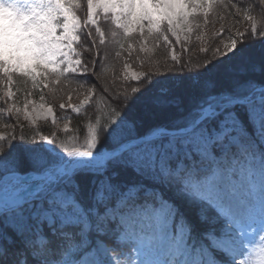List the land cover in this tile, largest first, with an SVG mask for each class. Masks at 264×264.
Returning <instances> with one entry per match:
<instances>
[{"label":"rangeland","instance_id":"obj_1","mask_svg":"<svg viewBox=\"0 0 264 264\" xmlns=\"http://www.w3.org/2000/svg\"><path fill=\"white\" fill-rule=\"evenodd\" d=\"M224 4L225 1L212 3V0H88L87 21L96 25L98 19L102 17L105 25L112 29L111 31L120 34L125 32L134 36L132 40H129L128 45L118 44V48H115L113 53L119 62L116 59L117 66L113 69V73L119 72L120 77L121 74L124 75L125 78L129 79V82H138L145 78L148 81L151 80L153 85L151 86L153 88L150 91L151 94L159 91L164 93L168 89V96L177 91L176 87L180 86L178 82L182 81L183 86L187 89H192L194 86L195 91L189 90L191 92L189 94L193 95L190 97L192 100H196L198 99L197 96H201L209 90H211L210 93H213L211 96H215L222 91L236 89L240 84L264 81V2L244 0V5L232 8L226 7ZM7 10L15 11L16 16L12 24L6 22L4 14ZM212 18L214 24L210 34L218 37L216 39L218 41L214 42L208 38L205 31L206 23L209 24ZM3 22H6L9 28L15 29L12 34L20 38L14 47L9 48L1 41L3 31L0 33V60L4 62V69L7 73L11 74L9 71H26L34 76V80L42 83L43 87L48 86V92L53 93L59 89H67V83L50 72L61 69L76 71L79 67V59L73 50V44L76 41L75 31L80 26V21L75 13L59 0H0V24ZM245 43H248L249 46L254 44V48L244 50L243 54L240 49L245 48ZM212 45L216 47L214 51H219L221 54L216 53L214 56H210L207 51ZM103 46L106 49L107 46L105 44ZM103 46L101 44L100 48L103 49ZM195 47L202 48L199 57L205 72L202 71L203 69L201 70V65L197 67L196 62H190L191 58H183L185 54H193L195 51L192 49ZM188 48L189 52L186 51ZM240 54L242 56L239 57ZM105 57L107 58V53L103 54V57L96 62V66H99V62L102 63L101 65L105 64L106 60L101 61ZM183 62H185L184 65L188 68L187 70H190L187 76L182 75L183 68L181 65ZM254 62L260 65V69L252 68L253 65H256ZM235 63L246 64L245 71L240 73L238 70L242 69L237 67ZM147 64L153 66H147ZM174 65L179 66L180 69L173 70ZM224 65H228V68L222 69L221 67ZM246 68L252 69L247 70ZM87 72L91 73L92 71L87 70ZM230 72L233 73L230 74L233 77L232 80L237 78L239 79L238 82L232 81L233 84L229 83L219 87L220 84L210 78L216 73L225 77V74L227 76ZM258 73H260V77L257 78ZM164 74L167 75L165 78ZM90 76L96 84V77L92 73ZM114 77L115 75H113ZM121 78L123 79V77ZM158 80H161V83ZM201 80L204 81L199 84ZM155 81L158 82L153 83ZM83 83L79 86L88 85L85 84L86 82ZM142 87L144 86L139 85L137 88L132 86L131 91L135 95H140L138 91ZM5 89L7 93L4 94L10 99V105H12H9V111L19 115L26 123L35 125L34 123L47 121L51 125L49 136L57 141L66 132L67 134L70 133L69 125L58 120L52 105L43 99L40 93H37L38 90L35 91V97L34 92L29 90L28 97L19 103L17 100L16 102L12 100L10 89L8 87ZM178 93L180 94V92H176L173 95L177 96ZM91 95L92 93L88 89L77 90L75 94L69 93L58 99L57 102L62 107L68 106L78 112L89 104ZM153 95L154 93L151 96ZM144 98L148 99L147 96ZM186 102L188 101L183 102L184 106ZM184 106L180 105L184 110H182L183 115L192 111L191 107L186 108ZM7 111L5 110V112ZM258 111L255 109L253 113ZM11 116L10 112L5 114L6 119L11 118ZM170 119L165 113L159 116V122ZM222 123L224 126L222 131L208 134L198 132L191 136L188 142L196 146L201 158L213 161V164L209 166L211 173L205 182V186L210 190L208 194L217 196L221 200L224 198L226 203L222 202L225 204V208H235L236 206L241 207L243 211H249L252 208V197L258 190H264V154L261 150H257L254 154L247 153L240 163H237L236 158H233L228 172L221 170L220 167H217L216 161H225L226 159L224 155L221 158H214L211 143L216 137L220 138L224 133H227L229 134V141L241 150L244 149L237 136L230 132L232 130L231 125L235 124L236 121L227 115ZM150 124L141 122L136 125L138 132ZM5 125L3 119V123H0V137L7 135L6 130H4ZM20 134V132L17 133L18 137ZM37 135H35V141L42 140L43 135ZM78 137L84 138L82 143L71 140L67 145L62 146L80 145L84 148H96V145L100 147L104 142L103 138L100 139V136L93 132L81 134ZM259 141L264 146L263 137H259ZM161 153L164 154L162 150L158 151L152 147H145L135 150L133 156H136L138 160L144 156L141 160L153 163L156 158H161ZM18 156L19 153H17L15 160ZM8 166H4L3 170L17 168L13 165ZM18 168L19 170L23 169L21 166ZM231 169L232 173L235 170L236 174H231ZM192 184L197 187V180ZM228 186L231 188L234 186L236 189L225 199V196L228 195ZM12 187L15 189L17 185H12ZM196 196L197 194L194 193V197ZM59 197L60 194L57 192L50 201ZM241 197H244L243 202L239 201ZM67 203L69 201L64 202V204ZM141 208V206L136 205L130 207L131 210L135 211L118 214L124 225L121 234L118 235L119 242L127 241L128 236H130L129 239H134L135 246L132 253H113L107 243L97 240L96 245L85 254L78 264H170L167 262L168 258H164L161 253L168 244L166 243L162 248L159 246L160 243H164L169 232H171V223L163 218L162 213L165 209L161 208L158 212L160 215L154 213L157 216L152 217L150 210ZM107 212L109 215L111 214L110 209ZM146 213H148V218L143 219V222L148 226V231L139 226L140 216ZM132 222L133 224H131ZM156 223L158 224L155 225ZM95 226L98 228V224ZM242 228V226L238 227L234 221H226L223 236L213 239L211 244L216 248L224 249L226 254L230 253V258L233 261L238 260L242 256L240 249L244 244V240L240 237V229ZM176 246V253L182 251V255L177 258L178 262H174V264H189L185 263L189 257L184 252L183 242L178 240ZM165 250L169 251V246Z\"/></svg>","mask_w":264,"mask_h":264},{"label":"trees","instance_id":"obj_2","mask_svg":"<svg viewBox=\"0 0 264 264\" xmlns=\"http://www.w3.org/2000/svg\"><path fill=\"white\" fill-rule=\"evenodd\" d=\"M258 2L261 3L264 2V0H258ZM68 3L72 7V9H74L78 17L81 18L82 21H84V18L86 16V0H68ZM243 3L244 0H227L225 1L224 5H226V7L232 8L234 6H242ZM213 22L214 19L212 18V20L209 21V24L206 23L205 26L206 35L208 34V38L211 39L212 42L218 41L216 40L218 37L210 34V30H212V26L214 24ZM108 30L109 29H107L106 31V36L107 38L110 37L109 41L111 40V42H109L108 45H105L107 46L106 49L103 46L104 43H101L99 37H97L94 33H92L91 36H87L85 33H81V31L83 30H80L78 32V34H80V42L76 44V49L80 52L82 61L87 66V70L92 71L91 73L96 77V84L95 82H93V78L90 76L91 73L87 72L86 70L85 74L72 75V77H74V79L72 80H69L70 78L67 77L60 78L65 83H67L66 86L68 88H64V90L59 89L52 93L47 91L48 86L43 87L42 83L27 77L25 74L12 73L10 74L9 78H3V76L0 74V123H3L4 119V122L6 124L4 130H6L7 132V135H5L4 137H0V181L2 174L4 173L3 168L7 167L8 165H13L17 168L20 166L23 167V169H20V171L38 170L41 166L48 163L52 157L51 154L43 148L42 140L35 141V135L37 134L49 136L51 125H49L47 121H44V123L37 122L34 123L35 125H32L26 123L16 113L9 111V105L11 101L4 94L7 93L5 89L7 87L10 89L11 96L13 97L12 100H15V102L17 100L19 103H21L22 100L28 97L27 94L29 90H32L34 92V97L35 91L38 90L37 93H40L43 99L47 100V102L52 105L55 116L58 118V120H61V122L63 123L66 122L67 125H69V128L71 129V131L69 129L70 133L67 134L66 132L62 137H60V139H58V141L53 140L55 147L58 148L63 147L62 145H67L71 140H75L76 143L83 142L84 138L78 136L81 134H88L89 132L98 134L100 136V139L103 138L104 142L103 144L101 142L102 145L100 147L111 148L126 139L144 134L154 126L166 123L183 124L185 123V120L190 117L192 112L183 115L182 113L184 110L182 107H180V105L184 106L183 102L188 101L189 103L186 102V105H188H185L184 107H191L193 110L197 106H199L200 103L204 102L208 98V96L213 94L210 93L211 90H209L201 95L202 98L201 96H197L198 99L195 100L193 98L194 100H192L190 97H193V95L189 94L191 93L189 90H191L192 92L195 91L194 86H192V89H187L183 86V82L180 81L178 82L180 86L176 87V92H180V94L178 93L179 95H173L176 93L175 92L172 95L168 96L169 91L167 89L166 91H164V93L160 91L153 92V97L151 96L153 93L151 94L150 92L151 89H153L151 88V86H153L151 80L148 81V79L145 78L138 82H129V79L125 78V76H122L121 74V77L125 79L123 80L120 77L119 72H117V74L112 72L113 69L117 66V58H115L116 56H114L113 52L115 48H118L117 45L119 43L123 46H126L127 43L123 37H120L118 38V40H116V36L112 35L114 33L110 34L111 31ZM101 44L104 47L103 49L100 48ZM161 48L163 47L161 46ZM253 48L254 44H250L249 46L248 43H245V48L242 47L240 51L243 52L244 50ZM192 50L195 51L193 54H185L183 55V58H191L190 62H196V64H198L197 67H200L199 65H201V70L203 69L202 71L205 72V69L202 66L199 57L202 48L195 47ZM214 50H216V47H213L212 45L207 52L210 53V56H214L216 53L221 54L219 53V51ZM186 51L189 52V48ZM106 53L107 58L105 57L101 60L102 62L106 60L105 64L101 65L102 63L99 62V66H96V62L99 61V59L103 57V54ZM240 56H242V54H240L239 57ZM153 57L155 58V56ZM239 57L238 60H240ZM117 60L119 62V59ZM183 61L185 60L183 59ZM184 64L185 62H183L181 65L183 68L182 75L187 76V73H189L190 70H187L188 68H186V65ZM255 64L256 65H253L252 68L260 69V65L257 63ZM149 65L147 64V66ZM235 65L242 69L238 70L240 71V73H243L242 71H245L246 64L235 63ZM221 68H228V65H224V67ZM176 69L178 70L180 69V67L174 65L173 70ZM231 71L234 73L233 70ZM233 73L230 72L227 76L225 74V77H223L222 74L220 75L216 73L214 75H211L210 78L212 81H217V83L220 84L219 87H222L228 85L229 83L233 84V82L236 83L239 81V79L237 78H234L232 80L233 77H231L230 74ZM113 75H115L114 78ZM259 75L260 73L257 74V78L260 77ZM163 76L165 78L167 75L164 74ZM158 81L159 83H161V80ZM158 81H155L153 83H156ZM203 81L204 80H201L199 84L203 83ZM83 82H86L85 84L88 85L79 86L80 84H84ZM8 84L10 87L7 86ZM139 85L146 88L144 91H142L144 87L139 88L140 90L138 92L140 95H135V93L131 91V87L135 86L137 88L139 87ZM217 85H215V87H218ZM85 89H88V91H90L92 95L89 104L81 108L79 112L73 111L68 106L62 107L57 102L58 99H61V97H65L69 93L75 94L77 90L84 91ZM229 91L230 90H225V92ZM196 94L199 95L198 93ZM146 96L148 99L144 98ZM5 110L8 111L5 112ZM9 112L12 116L11 118L9 117L10 119H6L5 114H8ZM164 113L171 119L159 122L160 114L164 115ZM141 122H148L151 124L144 130L138 132V128L136 125L140 124ZM19 132L21 134L18 137L17 133ZM17 153H19V156L15 160ZM17 170H19V168ZM139 181H146L144 175L134 172L133 166L130 164V162L127 161V157H117L110 160L107 166L102 171L94 170L75 173L71 177V179L67 180L64 188L68 190L69 194H71L77 202H81L84 207L92 208L93 205L100 204L103 201L102 200L101 202H97V200L95 199L96 193L98 194V192H100L101 190L105 191L108 197L111 198L113 194H116L118 191L126 188L127 184H136ZM174 202L179 208V215L183 216L191 225L195 224V222L197 221L196 205L190 204V209L185 206L184 201L180 198L174 199ZM46 205L47 203L43 202V205L41 207L43 212L35 213V220L40 224L44 232H46L47 234L51 232H57L56 234H58L59 232L62 233V231L65 232L72 226L74 227L73 223L71 222L70 224L66 225L67 229L57 230V225L55 222L52 224H48L47 220H45L46 216L51 215L52 218L56 219L57 214L53 215L51 213V210L49 209L50 207ZM192 208H194L195 212L194 210H192ZM64 210L66 211L65 207ZM0 227V236L2 237V243L11 244L15 247L17 245H15L12 240L18 243L19 246H23L24 243L27 242L26 239H29V236L31 234V232L29 231V227H27L26 224H23L21 218H18L16 215H11L5 220L1 219ZM3 228L5 230H3ZM21 252H23L22 249L18 251L17 249H15L16 254ZM15 264H38V258L33 257L30 254H24Z\"/></svg>","mask_w":264,"mask_h":264},{"label":"bare ground","instance_id":"obj_3","mask_svg":"<svg viewBox=\"0 0 264 264\" xmlns=\"http://www.w3.org/2000/svg\"><path fill=\"white\" fill-rule=\"evenodd\" d=\"M185 206H187V208H190L191 209V205L188 204V203H185ZM192 210H194V208H192ZM195 212V210H194ZM196 212L199 213V211L196 209ZM199 215H204L203 212H200Z\"/></svg>","mask_w":264,"mask_h":264}]
</instances>
